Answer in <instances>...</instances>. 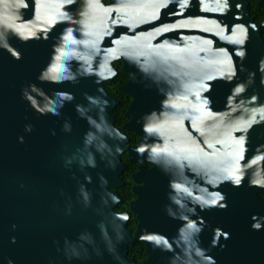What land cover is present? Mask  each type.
<instances>
[{
	"label": "water",
	"instance_id": "water-1",
	"mask_svg": "<svg viewBox=\"0 0 264 264\" xmlns=\"http://www.w3.org/2000/svg\"><path fill=\"white\" fill-rule=\"evenodd\" d=\"M105 1L0 0V264H264V18L190 0L187 46L131 47L125 0Z\"/></svg>",
	"mask_w": 264,
	"mask_h": 264
},
{
	"label": "flooded vegetation",
	"instance_id": "flooded-vegetation-1",
	"mask_svg": "<svg viewBox=\"0 0 264 264\" xmlns=\"http://www.w3.org/2000/svg\"><path fill=\"white\" fill-rule=\"evenodd\" d=\"M244 1H248V7L254 18L257 21H261L264 18V7H261L258 4L261 0H244ZM105 2L109 3V0H106ZM124 10H125L124 27L127 37L126 38L127 46H129L130 41L132 42L131 47H133L136 46L137 43L139 42L145 43L146 40L157 41L160 40L161 37L165 38L166 41H170L172 45L176 48L182 46L183 43L187 46V38L183 40L182 37L188 36V33L190 31L191 15H192L190 0H125ZM260 34L264 38V26L262 27ZM123 64H124L123 61L113 62V66L117 71V74L113 77L111 81H106L111 83L110 88H113L114 84L118 83V79L121 76V73H122L121 78L124 82L119 86V89L122 85L126 84V82H128L132 78L131 74L123 69ZM126 94L131 98L129 102V106H130L132 97L128 93ZM118 104H119V100H118ZM129 106L126 108L125 112L128 110ZM125 112H124V117H125ZM187 118L188 117L180 119V121H183L180 124L186 122L184 120H186ZM125 119H126L125 122L122 124V129L121 128L120 129L126 134L125 131L127 130H125L123 126L128 121V119L126 117ZM116 122L117 119L115 118V124ZM146 164H150V166H147ZM144 165L148 168L152 167V164L149 163V161H146ZM134 173L132 174V179ZM117 192L119 193L118 189Z\"/></svg>",
	"mask_w": 264,
	"mask_h": 264
},
{
	"label": "trees",
	"instance_id": "trees-1",
	"mask_svg": "<svg viewBox=\"0 0 264 264\" xmlns=\"http://www.w3.org/2000/svg\"><path fill=\"white\" fill-rule=\"evenodd\" d=\"M121 77H122V73L118 79V83H115L113 88H110L111 83L109 82H105V87L111 95L115 96L119 100V104L112 111V114L117 119L116 126L122 129V124L126 120L124 117V112L126 108L129 106V102L131 98L126 93L121 92L119 89V86L124 82ZM125 132L130 138L131 144L137 143L139 137L134 132L131 131H125ZM122 159L126 164L127 168L121 174V178L125 182V185L121 188H118V191L122 198V203L118 206L116 211L127 210L130 212V203L133 199H135V195L132 191V187L134 185L132 174L137 171L139 164L137 163V161L129 160L127 153H124L122 155ZM146 165L150 166V164H146ZM260 196L264 197V193H261ZM130 215L131 218L129 220V228L132 231H134L136 229V224L138 220L134 213L132 214L130 212ZM128 256L130 258H134L138 262L144 261L147 257L145 244L140 240L136 241L134 244H130Z\"/></svg>",
	"mask_w": 264,
	"mask_h": 264
}]
</instances>
